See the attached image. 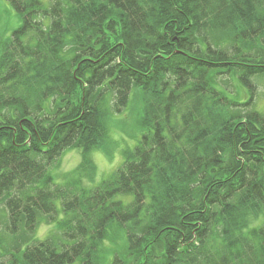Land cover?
<instances>
[{"label": "trees", "instance_id": "trees-1", "mask_svg": "<svg viewBox=\"0 0 264 264\" xmlns=\"http://www.w3.org/2000/svg\"><path fill=\"white\" fill-rule=\"evenodd\" d=\"M8 1L23 23L0 56V201L20 245L0 264H264V0ZM232 74L248 101L213 85ZM136 87L122 164L56 183L66 150L77 172L108 151Z\"/></svg>", "mask_w": 264, "mask_h": 264}, {"label": "rangeland", "instance_id": "rangeland-1", "mask_svg": "<svg viewBox=\"0 0 264 264\" xmlns=\"http://www.w3.org/2000/svg\"><path fill=\"white\" fill-rule=\"evenodd\" d=\"M49 3L52 0H43ZM23 23L22 16L15 11L12 3L8 0H0V56L4 42L11 38L13 31L21 27ZM218 89L227 93L232 99L243 103L248 101L249 92L244 87L238 75L224 76L213 81ZM258 85L256 92V107L264 112V77L255 80ZM144 93L142 89L133 88L128 106L120 113L111 115L108 121L109 141L108 151H93L86 161V166L77 169L84 163V157L77 149L66 150L61 157L49 166V172L54 177L56 183L66 185L69 182H80V186L92 188L104 181L111 173L124 161V151L133 148L140 139L143 132L140 119L143 115ZM89 162V163H87ZM94 167V168H93ZM60 207V201H57ZM3 202L0 201V254L18 247L20 241H16L15 235L7 231L9 224L8 210ZM56 224H42L34 232V241L45 240L53 231ZM24 248V246H23ZM1 260H5L2 258Z\"/></svg>", "mask_w": 264, "mask_h": 264}]
</instances>
